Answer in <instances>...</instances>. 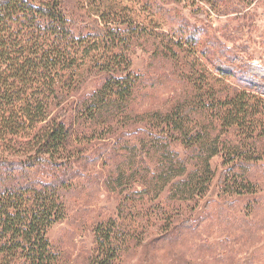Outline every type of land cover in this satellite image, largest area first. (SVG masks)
<instances>
[{
	"label": "trees",
	"instance_id": "16d2710c",
	"mask_svg": "<svg viewBox=\"0 0 264 264\" xmlns=\"http://www.w3.org/2000/svg\"><path fill=\"white\" fill-rule=\"evenodd\" d=\"M161 3L0 0V264H64L46 232L67 215L71 194L89 186L79 181L76 165L95 144L111 146L89 161L99 167L97 187L110 193L131 190L143 201L167 189L172 202L186 203L192 213L211 186L209 162L219 155L221 192L255 191L248 165L264 156V66L249 61L246 48L223 45ZM146 44L171 65L180 86L147 108L138 102L146 83L130 72L129 58L132 47ZM84 71L103 79L74 103ZM142 125L150 139L138 160L120 141ZM175 143L183 158L171 150ZM179 216L171 211L148 223L156 236L146 242L142 226L121 239L116 221H100L92 229L93 253L82 264H120ZM177 256L173 251L181 262ZM139 264L159 263L153 256Z\"/></svg>",
	"mask_w": 264,
	"mask_h": 264
},
{
	"label": "rangeland",
	"instance_id": "374dc122",
	"mask_svg": "<svg viewBox=\"0 0 264 264\" xmlns=\"http://www.w3.org/2000/svg\"><path fill=\"white\" fill-rule=\"evenodd\" d=\"M158 1L190 25L204 26L223 45L246 48L248 60L264 66V0H217L215 9L195 0ZM196 13L204 14L206 20L193 16ZM163 31H168V28L164 27ZM152 53L150 44L141 48L132 47L129 52L130 72L146 83L139 93L143 99L138 101L145 108L168 100L180 91L179 79L170 75L171 65L159 54L153 56ZM83 75L86 76V71ZM86 77L84 87L72 102L89 96L103 79L101 76ZM72 104L67 106L68 112ZM64 122L67 124L68 119ZM145 127L128 128L120 141L123 152L132 150L131 157L138 160L144 142L150 139ZM110 148L92 145L86 154L87 159L76 165L82 174L79 181L86 179L89 186L71 194L67 215L46 232L52 249L61 253L64 264H82L93 253L92 229L100 221H116L115 234L122 239L129 238V232L135 227L145 228L161 214L177 210L180 211L179 219L167 233L160 234L151 244L147 242L136 247L137 251L125 255L120 264H139L153 256L159 264H264V156L257 163L248 165V175L252 177L256 189L253 194L242 196L221 192L219 183L223 156L213 157L209 162L213 172L211 186L207 195L198 199L196 209L191 213L186 203L172 202L167 189L156 197H146L141 201L137 196L130 195L131 190L121 194L98 188L99 167L89 161L101 153L104 156ZM170 148L183 158L179 144L175 143ZM145 232L144 242L156 236L146 228L143 229ZM170 242L174 244L171 250ZM173 251L178 253L182 263L173 259Z\"/></svg>",
	"mask_w": 264,
	"mask_h": 264
}]
</instances>
